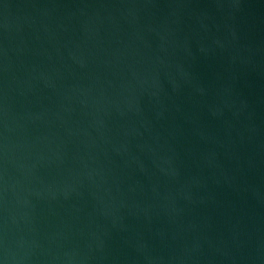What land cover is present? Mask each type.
I'll list each match as a JSON object with an SVG mask.
<instances>
[{"label": "water", "instance_id": "1", "mask_svg": "<svg viewBox=\"0 0 264 264\" xmlns=\"http://www.w3.org/2000/svg\"><path fill=\"white\" fill-rule=\"evenodd\" d=\"M0 264H264V0H0Z\"/></svg>", "mask_w": 264, "mask_h": 264}]
</instances>
